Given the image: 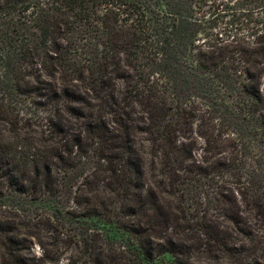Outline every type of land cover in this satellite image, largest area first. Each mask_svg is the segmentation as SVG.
<instances>
[{"label":"trees","instance_id":"1","mask_svg":"<svg viewBox=\"0 0 264 264\" xmlns=\"http://www.w3.org/2000/svg\"><path fill=\"white\" fill-rule=\"evenodd\" d=\"M169 54L192 57L220 109L170 85ZM263 70L264 0H0V264H264V229L237 208L199 216L175 185L240 180ZM194 120L210 161L180 177ZM255 163L243 204L260 223ZM43 199L53 214L5 204Z\"/></svg>","mask_w":264,"mask_h":264},{"label":"rangeland","instance_id":"2","mask_svg":"<svg viewBox=\"0 0 264 264\" xmlns=\"http://www.w3.org/2000/svg\"><path fill=\"white\" fill-rule=\"evenodd\" d=\"M144 5L147 6V0H144ZM222 27V25H221ZM222 30V28L217 29V31ZM200 31V30H199ZM200 39H203L204 36L200 33L199 36ZM165 63V76H167L168 82L170 85L174 86L175 88L179 89L181 91V95L183 97L196 100L200 103V105H203L204 107H208V111L211 110V108L216 104V107L220 109V99L212 98V89L214 91V95L216 94V90L214 89V82H212L213 86H210L209 81H207V77H204L196 68L193 66L192 57H186V55L178 54L173 55L169 54L166 58ZM194 68V69H193ZM168 69V70H167ZM260 89L264 91V70L262 71L260 75ZM164 82V81H163ZM206 82V84H205ZM211 84V85H212ZM220 93L218 94L219 97ZM206 121L204 120H194L191 125V136L188 139V142L182 140V144H188L186 146L187 152H190L191 158H187V155L181 153L180 151L177 152L174 155V158L176 160V163L181 164L182 171L180 172L179 176H185V173H189V168L192 166L191 162H200L202 163L205 158L206 161H210L209 154H207L206 150L208 149V146L203 141V139L196 135V133H200V130L203 131L205 128ZM259 124V125H258ZM249 125H253L254 128L249 130L248 137L245 138V146H247V152L249 153V156L243 158V165L242 168H240L239 174L241 175L240 180H235L231 176H225L224 181L221 183L219 179L215 180V185L210 184V186L202 187L197 183H194L192 186H188L187 188L185 186L181 185V181H178L175 183L176 187L181 190H188V197H186V201L188 205L193 207V202L190 199L192 197L193 199H196L198 197H201V202H206L207 205H202L201 208L198 209L197 214L205 215L208 220H216L218 223H226L228 220V211H234L236 208L237 210H241L244 212V215L247 217L248 221H252V223L255 224L254 232L259 229H264V221L260 219V223L257 221H253L251 218L252 209L251 206H245L243 204V201L246 199L248 193H249V185L248 181L250 177H253V171L255 174H259L256 166V163H259L260 161L264 160V139H263V131L261 130L260 123H249ZM189 133H187L188 135ZM241 150V149H238ZM216 159V158H215ZM213 160V159H211ZM203 164V163H202ZM191 170V169H190ZM193 171V170H191ZM264 183V180H263ZM248 199V198H247ZM6 205L12 207V208H21V209H27L29 211H41L46 214H53V202L48 201L46 199H43L42 201H27L25 204H20L19 202H7ZM257 204V202H256ZM258 204L264 206V189L262 190V193L260 194V199L258 201ZM55 215V213H54ZM226 215V216H224ZM215 221V222H216ZM260 232V230H259ZM262 236H264V231L262 232ZM264 242V237H263ZM29 248L31 249V252L36 257L41 256V249L39 246L34 242L30 241L28 244ZM68 253L65 251L61 252V255L58 258L59 264H65V256ZM207 256L205 254H201V260L205 263H210V261L206 258ZM165 262H172L170 257H163Z\"/></svg>","mask_w":264,"mask_h":264}]
</instances>
